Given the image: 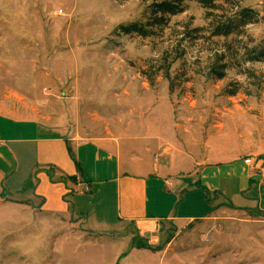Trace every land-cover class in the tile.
I'll return each instance as SVG.
<instances>
[{
  "label": "rangeland",
  "instance_id": "1",
  "mask_svg": "<svg viewBox=\"0 0 264 264\" xmlns=\"http://www.w3.org/2000/svg\"><path fill=\"white\" fill-rule=\"evenodd\" d=\"M159 1L0 0V116L66 136L118 130L122 164L157 179L154 200L176 218L158 231L120 226L112 146L100 179L108 183L92 201L51 188L44 172H29L27 155L17 199L41 200L88 232L0 206V264H264V167L250 178L242 164L264 159V62L252 61L264 51V0H215L211 16L195 1L154 14ZM240 10L256 21L212 36L220 20L237 26Z\"/></svg>",
  "mask_w": 264,
  "mask_h": 264
},
{
  "label": "crops",
  "instance_id": "2",
  "mask_svg": "<svg viewBox=\"0 0 264 264\" xmlns=\"http://www.w3.org/2000/svg\"><path fill=\"white\" fill-rule=\"evenodd\" d=\"M1 103L0 106H4ZM20 131H23L25 136H21ZM116 131L117 133L115 134L110 133V135L103 137L96 135L90 138H83L79 136V133L66 136L63 132H58L56 128L39 123L32 118H28V120L21 117L8 119L0 116V136H2L0 138V206L13 207L17 211L21 209L22 212L28 211L29 218L32 221L36 219H33V215H35V217L39 216L37 218L40 219H51L58 222V219H63L66 215L61 216L50 208L46 210L41 200L17 199L16 186L21 168L19 160L25 162L24 158L32 154L31 158L35 159L36 162L32 161L33 163L30 164L28 161L26 163L29 167V172L34 174L44 172L40 173V177L46 176L47 181L48 176L52 181L50 187L59 192H66L68 199L69 197H75L73 196L74 194H82L81 192L73 191V187L88 185L90 191L84 194H89V198L92 201L95 196V188L99 185L105 186L108 183V179H100L107 170L103 163L106 161L107 156L112 157L107 152L108 148L112 146L116 159V163H114L116 175L112 178L116 183L114 189L117 195L116 208L117 215L121 220L120 226L136 227L143 233L144 231L151 232L152 229L154 231L156 228L158 231L161 221L176 223V218L168 215L167 210L165 211L164 207H161L154 200V188H158V180L150 181L152 179L151 175L146 178V175L136 169H129L122 164L126 146L121 139V137H124L119 135L118 130ZM248 136L255 139L253 135ZM73 145L75 146V152ZM69 147L72 148L73 155H70ZM258 148L259 144L256 145L255 142V146L250 147V154L256 155ZM162 150L166 154L169 152L168 147H164ZM145 152H151L148 146H145ZM159 153L161 154L162 152L159 151ZM128 154L132 155L131 153ZM73 157H75L74 163ZM134 159L131 157L129 160L132 162ZM245 159L242 158V164L247 168L248 177H253L251 172L252 168H254L253 166L257 167L256 164L259 165L261 163V171H263L264 159L262 162L259 159L258 163L253 161L251 166L245 164ZM137 160L141 161L140 159ZM152 175L154 177L159 176L157 167H154ZM71 178L75 180L76 184L68 181ZM156 183L158 184L157 186ZM163 184L170 186V183L166 180L163 181ZM165 194L163 188L159 187V195L162 197ZM147 211V214H154L157 217L152 218L149 215H145ZM65 219H72L80 224L82 223L84 230L87 231L81 219L72 218V216ZM193 220H195L194 217H190L188 222ZM63 225L60 226L62 227ZM102 226L107 228L106 221L102 223ZM97 227H99L98 224Z\"/></svg>",
  "mask_w": 264,
  "mask_h": 264
},
{
  "label": "trees",
  "instance_id": "3",
  "mask_svg": "<svg viewBox=\"0 0 264 264\" xmlns=\"http://www.w3.org/2000/svg\"><path fill=\"white\" fill-rule=\"evenodd\" d=\"M189 1H195L201 4L202 8L206 11L208 16H211V11H217L218 7L214 4L215 0H162L159 1V4L155 6L154 14H159L162 16H175L181 12H183L184 4ZM234 23L237 26H233L230 20H220L218 23L216 22L213 27L211 34L215 37H228L233 34V30L236 27H245L249 24H253L256 19L253 15L250 14L249 10H240L237 14H235ZM254 60L264 62V51L259 52L258 55L253 56ZM217 78L222 79L223 74L217 73ZM71 180H74L71 178Z\"/></svg>",
  "mask_w": 264,
  "mask_h": 264
},
{
  "label": "built area",
  "instance_id": "4",
  "mask_svg": "<svg viewBox=\"0 0 264 264\" xmlns=\"http://www.w3.org/2000/svg\"><path fill=\"white\" fill-rule=\"evenodd\" d=\"M57 13V12H55ZM58 14L60 15L61 12L59 11ZM245 164L251 166V159L250 158H247L244 160ZM75 192H81V193H88L90 191V187L88 185H83V186H80V187H77V189L74 190Z\"/></svg>",
  "mask_w": 264,
  "mask_h": 264
}]
</instances>
